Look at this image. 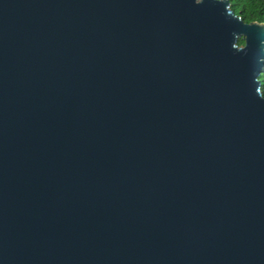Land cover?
Masks as SVG:
<instances>
[{
	"label": "water",
	"instance_id": "water-1",
	"mask_svg": "<svg viewBox=\"0 0 264 264\" xmlns=\"http://www.w3.org/2000/svg\"><path fill=\"white\" fill-rule=\"evenodd\" d=\"M263 64L227 0H0V264H264Z\"/></svg>",
	"mask_w": 264,
	"mask_h": 264
},
{
	"label": "trees",
	"instance_id": "trees-1",
	"mask_svg": "<svg viewBox=\"0 0 264 264\" xmlns=\"http://www.w3.org/2000/svg\"><path fill=\"white\" fill-rule=\"evenodd\" d=\"M230 3L232 11L245 24L259 23L264 24V0H227ZM245 41L241 39L239 46L243 47ZM262 81V95L264 97V71Z\"/></svg>",
	"mask_w": 264,
	"mask_h": 264
},
{
	"label": "clouds",
	"instance_id": "clouds-1",
	"mask_svg": "<svg viewBox=\"0 0 264 264\" xmlns=\"http://www.w3.org/2000/svg\"><path fill=\"white\" fill-rule=\"evenodd\" d=\"M263 71H264V64H263Z\"/></svg>",
	"mask_w": 264,
	"mask_h": 264
}]
</instances>
